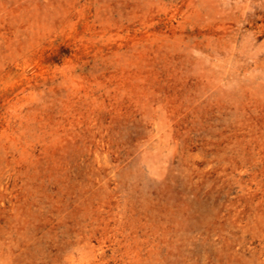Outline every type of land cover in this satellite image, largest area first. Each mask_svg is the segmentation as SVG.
Masks as SVG:
<instances>
[{
	"label": "rangeland",
	"instance_id": "1",
	"mask_svg": "<svg viewBox=\"0 0 264 264\" xmlns=\"http://www.w3.org/2000/svg\"><path fill=\"white\" fill-rule=\"evenodd\" d=\"M0 264H264V0H0Z\"/></svg>",
	"mask_w": 264,
	"mask_h": 264
}]
</instances>
